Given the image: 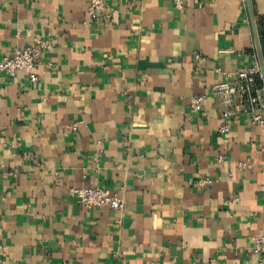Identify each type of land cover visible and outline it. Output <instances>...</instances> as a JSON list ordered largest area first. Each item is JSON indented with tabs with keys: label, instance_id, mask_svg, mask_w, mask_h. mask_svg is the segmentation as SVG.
<instances>
[{
	"label": "crops",
	"instance_id": "obj_1",
	"mask_svg": "<svg viewBox=\"0 0 264 264\" xmlns=\"http://www.w3.org/2000/svg\"><path fill=\"white\" fill-rule=\"evenodd\" d=\"M88 3L0 0V58L48 42L36 81L0 71V264H258L264 126L212 95L258 63L245 0H106L92 22ZM71 186L124 208H87Z\"/></svg>",
	"mask_w": 264,
	"mask_h": 264
},
{
	"label": "built area",
	"instance_id": "obj_2",
	"mask_svg": "<svg viewBox=\"0 0 264 264\" xmlns=\"http://www.w3.org/2000/svg\"><path fill=\"white\" fill-rule=\"evenodd\" d=\"M178 8L183 6V0H175ZM88 22L97 21L102 17L108 18L106 0H89ZM48 42L40 35H34L31 43L21 49L5 54L0 58V71L14 77L15 74L24 70L28 73L30 81H36L35 68L40 65V55ZM212 95L225 107L223 117L231 119L236 116H245L251 123L264 126V86L258 63H252L241 69L226 71L223 79L216 82L212 87ZM206 99V95H193L190 105L193 109L200 110ZM72 130L77 125L71 126ZM229 130V124L222 122L218 131L221 134ZM221 160V157L219 158ZM239 167H249L250 164L239 162ZM211 182L209 178L201 179L199 185ZM68 194L81 205L87 208L108 206L115 210L124 208V199L115 192L103 187H77L71 186ZM255 251L260 255L258 264H264V234L255 238Z\"/></svg>",
	"mask_w": 264,
	"mask_h": 264
},
{
	"label": "water",
	"instance_id": "obj_3",
	"mask_svg": "<svg viewBox=\"0 0 264 264\" xmlns=\"http://www.w3.org/2000/svg\"><path fill=\"white\" fill-rule=\"evenodd\" d=\"M245 2H246L247 12L249 15L250 24H251V28H252L255 50H256L258 64H259L260 72H261L262 84L264 86V54H263V50H262V46H261L260 36L258 33L256 21L254 18V13L252 10L251 1L245 0Z\"/></svg>",
	"mask_w": 264,
	"mask_h": 264
},
{
	"label": "trees",
	"instance_id": "obj_4",
	"mask_svg": "<svg viewBox=\"0 0 264 264\" xmlns=\"http://www.w3.org/2000/svg\"><path fill=\"white\" fill-rule=\"evenodd\" d=\"M259 32H260V40L264 54V17L259 19Z\"/></svg>",
	"mask_w": 264,
	"mask_h": 264
}]
</instances>
